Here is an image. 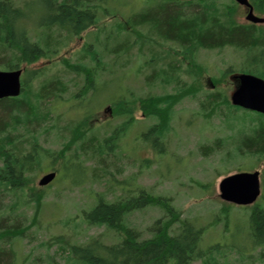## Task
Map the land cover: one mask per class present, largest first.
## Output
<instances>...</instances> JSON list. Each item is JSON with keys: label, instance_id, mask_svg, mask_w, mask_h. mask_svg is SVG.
Here are the masks:
<instances>
[{"label": "trees", "instance_id": "trees-1", "mask_svg": "<svg viewBox=\"0 0 264 264\" xmlns=\"http://www.w3.org/2000/svg\"><path fill=\"white\" fill-rule=\"evenodd\" d=\"M41 2H44V7L36 13L35 18H38L35 25L38 27L34 31H39V28L44 31L32 37L24 27V19L27 18L23 11L24 6L17 7L12 0H0V56L3 55L0 59L3 62L0 68L22 69V65H31L43 58L54 57L66 46L69 38L80 36L97 25L100 21L99 14L109 11L99 0H41ZM250 3L254 11L264 17V0H250ZM153 4L158 5L154 8ZM239 6L234 0H149L147 10L133 17L131 30H126L122 24L120 27V22L118 23L119 30L116 35L124 34L125 38L115 42L114 52L118 53L123 49L126 51V46L134 33L138 36L135 37L132 46L134 44L143 46L151 41V46H161L162 42H170L179 47L178 55L192 62L196 61L197 53L202 49L213 51L233 48L245 55L240 73L251 74L264 80V25L240 23L237 19ZM144 27L147 31H144ZM64 33L67 37H64ZM172 51L175 49L172 48ZM155 52L151 53L152 60L145 63L154 65L153 72L147 80L155 79L159 84L175 83L177 87L173 93L141 97L134 93L127 94L122 86L117 85L114 87L115 94L109 98L108 103L116 107V117L123 119L122 125L99 145L91 136L93 130L88 132L78 130L70 135L75 126L68 128L70 136L66 138L62 149L57 152L44 150L45 155L52 158V155L56 154L54 159L58 160L63 156L62 169L75 168L84 171L79 161L80 154L90 152V157L96 158L98 154L101 157L112 152L115 142L126 135L129 132L127 128L135 123L133 117L135 107H138L146 118L154 121L141 138L149 142L155 152L162 154L166 148L165 140L171 130L176 105L187 97L198 100L199 93L184 85L181 78L184 74L181 59L164 65L162 63L158 67L155 63L162 60L163 56H155ZM101 63L102 60L95 52L89 63L73 64L69 61L64 64L69 72L83 80L73 99L88 107L87 110L85 108L84 120L97 111H91V106L100 94L110 87L109 82L98 81L99 71L106 69L105 64ZM98 66L100 67L97 68ZM232 68L233 66L227 69V72H232ZM44 70L45 68L25 71V74H22L23 80L21 77V94L18 97L0 100V264L264 263V172L261 179V194L256 203L250 205L248 223L246 222L245 227L237 226L235 233L230 237L226 234L231 232L230 215L235 206L232 204L233 206L222 207L216 222L223 223L226 242L224 240L223 243L218 242L203 248L204 227H198L190 219L183 218L170 197L155 195L147 189H141L136 195L128 194L115 201H109L99 195L94 199L90 209L83 211L81 221L114 233L117 239L115 243L106 244L101 239H94L89 243L80 244L66 235H59L48 243V246L57 245L58 250L45 263L30 256L21 259L15 246L22 243L37 224L44 204L42 194L44 188L56 180L55 178L45 187L29 188L33 170L35 167H42L38 152L39 135L43 130L56 129L54 124L43 127L51 114L56 115L46 108L45 103L48 102L47 105L53 100L62 101L68 92V84L63 79L54 77L44 80ZM39 78L43 79L35 92L32 83ZM101 84L102 86H99ZM89 95L92 99L88 97ZM201 107L210 117L222 114L228 121L238 124V128L235 126L237 131L233 129L230 137L219 138L212 146L201 145L206 154H213L216 150L214 145L222 149L231 146L232 149H228L224 161L244 160L246 163L238 166L241 171L248 166L255 168L256 164L264 162L263 114L234 106L220 89L205 92ZM58 118H54L55 122L59 120ZM80 141L81 143H78ZM72 147H75L76 151L69 154ZM252 162L255 164H251ZM2 195L17 197L14 203L17 210H21L23 205L28 207L34 204L35 210L30 224L20 223L13 211L2 206ZM147 208H158L162 215L147 227L145 237L142 231L129 224V216ZM246 227L248 238L245 243L244 233L240 239L239 236ZM105 234L107 233L103 235ZM259 248L261 251L258 256L254 255V251ZM57 257L63 259L64 263L59 262Z\"/></svg>", "mask_w": 264, "mask_h": 264}, {"label": "rangeland", "instance_id": "rangeland-1", "mask_svg": "<svg viewBox=\"0 0 264 264\" xmlns=\"http://www.w3.org/2000/svg\"><path fill=\"white\" fill-rule=\"evenodd\" d=\"M12 1L17 7L24 6L23 11L27 14V18L24 19V27L32 37L44 31L42 28H39V31H34L38 27L35 25V20L38 18H35L36 13L43 9L44 2L41 0ZM148 1L99 0L109 11L99 14L100 21L97 25L92 26L80 36L69 38L66 46L54 57L43 58L34 64L21 66L23 75L25 71L45 68L44 80L59 77L68 84V92L62 101L53 100L54 102L47 105L48 102L45 103L46 108L56 115L51 114L49 121L43 127L46 128L54 124L56 129L49 128L47 130L50 131L43 130L41 134L39 133L38 152L42 167L38 166L33 170L30 175L29 188H41L39 180L50 172H56L57 177L50 186L44 188V193H42L44 204L37 224H34L35 226L28 233V237L15 246L21 259L30 256L32 259L36 258L39 262L45 263L58 250L57 245L48 246V243L53 237L59 235H66L72 241L80 244L89 243L94 239H101L106 244L115 243L117 239L114 237V233L107 232L103 227L90 226L81 221L80 218L84 215L83 211L89 210L94 199L99 195L109 201H115L128 194L136 195L141 189H147L155 195L170 197L183 218L190 219L198 227H204L203 248L218 242L223 243L225 240L224 225L216 221L221 214L222 207L232 204L221 198L220 182L227 176L239 172L259 171L260 179H262L264 162L256 164L255 168L248 166L241 171L238 166L246 163L244 160L239 162L224 161L227 158L225 154L232 149L231 146L222 149L214 145L216 150L213 154H206L201 148L203 144L212 146L217 139L230 137L233 129L237 131L238 124L236 122L228 121L227 117L222 114H214L210 117L208 112L201 107V103L204 101L205 92L216 89L222 90L232 103V95L240 85L236 77L241 75L240 69H243L245 62V55L242 52L233 48L213 51L202 49L197 53L196 61L192 62L178 55L179 47L170 42H162L161 46H151L152 41L150 40L151 42H147L143 46H141L142 44L132 46L135 37L138 36L136 33L127 44L126 51L123 49L118 53L114 52L115 42L125 38L124 34L116 35L119 30L118 23L120 22V25L122 24L126 30H131L133 17L147 10ZM157 5L153 4L152 6L155 8ZM246 14V9L239 6L237 19L240 23H247ZM144 28V31H147V28ZM64 37H67L66 33H64ZM153 38L156 37L153 36ZM86 46L89 47L86 49ZM171 47L176 52L172 51ZM154 51H156L155 56H163L159 62H153L158 67L162 63L164 65L167 62L181 59L184 68L181 78L184 85L190 86L192 91L197 90L199 93L198 100L187 97L176 105L171 130L165 140L166 148L162 154L155 152L150 143L141 138L154 121L146 118L138 110V107H135L133 111L135 123L127 128L129 132L126 135L115 142L112 152L107 155L103 154L101 157L98 154L96 158H91L90 152L80 154L79 161H81L80 164L84 171L75 168L62 169L64 160L61 158L63 156H60L61 158L58 160L54 159L56 154L52 155V158L45 155L44 150L60 151L67 140L66 138L74 134L75 131L93 130L91 136L99 145L118 126L122 125L123 119L116 117V107L108 103L109 98L114 96V87L117 85L122 86L126 90L125 93H134L141 97H146L149 94L173 93L177 87L175 83L159 84L155 79L147 80L153 72L154 65L145 63L152 60ZM95 52L102 60L101 64H105L104 67H106L99 71L98 81L100 83L109 82L110 87L103 91L91 106V111H97L84 120L85 108L87 110L88 107L73 99V95L78 93L83 80L69 72L64 64L69 61L73 64L89 63ZM2 64L3 62L0 60V65ZM231 66H233L232 72L228 73L227 69ZM0 70L5 69L0 68ZM42 79L39 78L32 83L33 91L38 90ZM88 97L92 99V96ZM103 104L105 105L102 106ZM55 117H59L57 122H55ZM74 126L73 133L71 132L69 135L67 129ZM71 138L73 139L74 136ZM26 146L30 147L28 144ZM75 151V147H72L69 154ZM227 169L229 170L227 171ZM1 200L2 206L13 211L20 223L31 222L35 210L34 204L28 207L23 205L21 210H17L14 204L17 197L2 195ZM234 206L230 215L231 232L226 234L228 237L235 233L237 226L245 227L246 222L248 223L247 214L250 206ZM161 215L160 209L147 208L131 214L129 224L142 231L143 236L146 237L147 227ZM243 230L240 232L239 239L244 233L243 242L246 243L247 227ZM105 232L107 234L104 236ZM43 243L47 244L43 246ZM260 251V248L255 250L254 255L258 256ZM57 260L64 263L60 257H57ZM195 264L201 263L196 262ZM254 264H258V262Z\"/></svg>", "mask_w": 264, "mask_h": 264}, {"label": "water", "instance_id": "water-1", "mask_svg": "<svg viewBox=\"0 0 264 264\" xmlns=\"http://www.w3.org/2000/svg\"><path fill=\"white\" fill-rule=\"evenodd\" d=\"M197 1V0H186ZM247 11L246 21L252 24H264V17L255 14L250 0H234ZM22 69L0 70V100L18 97L22 92ZM240 85L233 93L234 106L264 115V80L251 74L236 77ZM56 172L45 174L39 180V186L45 187L56 178ZM221 198L237 206H250L256 203L261 194L260 172H239L224 178L219 185Z\"/></svg>", "mask_w": 264, "mask_h": 264}]
</instances>
